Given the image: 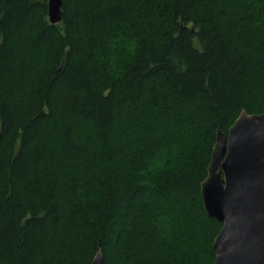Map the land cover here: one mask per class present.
I'll return each mask as SVG.
<instances>
[{"label": "trees", "instance_id": "obj_1", "mask_svg": "<svg viewBox=\"0 0 264 264\" xmlns=\"http://www.w3.org/2000/svg\"><path fill=\"white\" fill-rule=\"evenodd\" d=\"M264 111V0H0V264H214L218 133Z\"/></svg>", "mask_w": 264, "mask_h": 264}, {"label": "water", "instance_id": "obj_2", "mask_svg": "<svg viewBox=\"0 0 264 264\" xmlns=\"http://www.w3.org/2000/svg\"><path fill=\"white\" fill-rule=\"evenodd\" d=\"M62 6L48 0L52 25ZM201 194L206 214L222 224L214 264H264V111L243 112L227 135L218 133ZM91 264H104L100 249Z\"/></svg>", "mask_w": 264, "mask_h": 264}]
</instances>
